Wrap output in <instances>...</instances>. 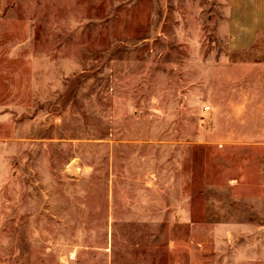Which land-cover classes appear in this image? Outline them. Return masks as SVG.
I'll use <instances>...</instances> for the list:
<instances>
[{
    "label": "rangeland",
    "instance_id": "obj_1",
    "mask_svg": "<svg viewBox=\"0 0 264 264\" xmlns=\"http://www.w3.org/2000/svg\"><path fill=\"white\" fill-rule=\"evenodd\" d=\"M228 5L3 0L0 264H264V38Z\"/></svg>",
    "mask_w": 264,
    "mask_h": 264
},
{
    "label": "crops",
    "instance_id": "obj_2",
    "mask_svg": "<svg viewBox=\"0 0 264 264\" xmlns=\"http://www.w3.org/2000/svg\"><path fill=\"white\" fill-rule=\"evenodd\" d=\"M229 4L228 9V26L231 22H236L237 20L231 16V12L239 11L244 13L242 28L249 30L250 44L247 49L252 48L255 44L260 43L261 39L264 38V0H226ZM3 7V0H0V10ZM237 27H241L237 23ZM258 64L264 65V58L259 60Z\"/></svg>",
    "mask_w": 264,
    "mask_h": 264
}]
</instances>
